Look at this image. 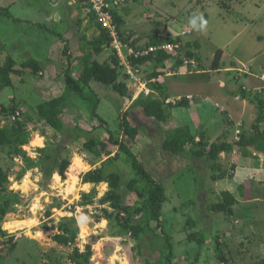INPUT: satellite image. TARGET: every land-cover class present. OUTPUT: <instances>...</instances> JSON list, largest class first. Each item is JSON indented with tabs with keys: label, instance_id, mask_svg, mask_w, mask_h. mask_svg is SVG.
Returning a JSON list of instances; mask_svg holds the SVG:
<instances>
[{
	"label": "rangeland",
	"instance_id": "rangeland-1",
	"mask_svg": "<svg viewBox=\"0 0 264 264\" xmlns=\"http://www.w3.org/2000/svg\"><path fill=\"white\" fill-rule=\"evenodd\" d=\"M86 4L87 0H0L1 7L11 6L13 17L20 19L17 23L6 17L0 20V64L11 56L18 63L32 58L42 68L40 73L25 70L12 76L13 87L0 93L1 128L10 129L16 120L25 122L31 118L29 143L0 150V167L7 175L0 191V208L6 207V213L0 216V227L13 240L18 238L13 248L0 246V264H72L74 251L84 252L92 236L97 237V242L92 246L90 264H264V155L252 147L249 151L254 157L244 158L236 150L221 153L216 162L220 171H214L202 158L170 156L160 148L166 132L173 136L175 128L184 124L208 144H234L241 132L252 131L259 114L257 98L264 101V80L260 79L264 75V0H135L127 4L118 12L122 22L119 28L125 35L133 32L143 44L157 32L179 37L189 29L191 35L183 40L193 38L199 42L197 53L206 69L210 68V55L217 49L227 52L225 73L200 74L199 62L190 67L176 63V58L172 59L175 67L171 60L163 67L143 65L140 80H131L124 67L120 68L119 81L127 88L124 97L94 82L85 89L97 96L95 113L106 125L93 118L89 101L74 97L63 114L65 129L56 132L37 122L32 109L63 94L65 73L77 77L89 41L99 35L98 23L85 14ZM171 26L172 31L166 33ZM113 55L110 46L96 59L111 63ZM236 60L238 65L229 69ZM155 70L162 76L158 83L148 79ZM227 73L234 81L248 80L236 88L239 102L234 112H223L215 104L216 111L210 112L212 119L204 122L199 120L196 108L188 114L177 106L169 107L177 101L191 100L189 94L214 95L218 77L229 80ZM156 84L161 85V90L156 89ZM228 89L221 90L223 95ZM141 94L164 101L165 122L148 119L139 107L133 106ZM127 111L130 123L139 128L135 142L120 128ZM260 128L264 129V121ZM76 134L81 135L78 140ZM110 135L125 143L148 175L164 187L159 224L151 221L160 238L144 232L135 236L122 230L113 219L97 218L107 207L99 205V199L108 187L102 183L88 187L82 183V176L112 161L99 153V148L88 152L83 145L91 138L106 141ZM35 137L42 139L41 146L37 147ZM199 147L188 144L186 150ZM44 148L48 154L55 152L60 159H67L70 166L78 158L88 168L70 176L69 166L64 180L52 175L45 181L39 153ZM207 149L208 146L204 150ZM125 159L116 167L108 165V170L123 172L125 181L139 177ZM220 172L224 178L215 181L212 177ZM74 177H78V183ZM242 184L247 187V199L233 207L232 216L212 211L211 206L221 200L222 192H233ZM143 185L138 182L135 188L143 191ZM122 186L125 203L139 208L135 194L125 192ZM149 215L135 210V223L144 227ZM61 227L76 235L74 243L63 246L53 241L54 235L63 233Z\"/></svg>",
	"mask_w": 264,
	"mask_h": 264
},
{
	"label": "trees",
	"instance_id": "trees-1",
	"mask_svg": "<svg viewBox=\"0 0 264 264\" xmlns=\"http://www.w3.org/2000/svg\"><path fill=\"white\" fill-rule=\"evenodd\" d=\"M11 6L1 7L0 6V20L2 17L13 20L14 22H20V19H15L13 14L10 12ZM115 24H117V31L119 38L122 43L127 44L131 47L136 45H142L141 37L133 32H125L120 30V24H122L118 14H115ZM91 19L94 17L90 16ZM95 20V19H94ZM99 35L95 36L89 41V50L84 52L80 59V68L78 69L77 77L71 76L67 71L64 76V92L61 96L52 98L48 101L38 104L32 109V113L36 118L37 122H43L47 126L51 127L56 132H62L65 129V121L63 114L65 112L66 105L72 98H78L80 100L89 101L91 108L93 109V118L97 119L101 125H106L105 121L95 113L99 105L97 96L91 91V89L85 92V89H89L91 83H98L105 87L110 88L112 91L117 93L120 97L127 95V88L124 83L119 81L121 75L122 66L119 65V58L116 53L111 57V63L99 62L96 56L101 55L105 49L111 46V38L109 33L102 29L99 25ZM160 35V36H159ZM162 35V36H161ZM164 33H155L152 37H148L147 42L143 43L145 46L159 45L164 41H171L163 37ZM180 40V39H177ZM198 44L195 41H187L186 49L188 50L185 57L194 58L199 62V54L197 53ZM221 51L218 50L215 53L212 67L216 68L220 61ZM173 59L166 53L159 51L156 54H150L147 57L133 59L130 58V63L134 66H142L146 63H152L155 67H163L164 63L168 60ZM176 63L183 64V59L177 57ZM121 68V69H120ZM25 70H31L34 73H40L42 71L41 63L32 58H28L20 63L16 62L11 56L5 58L0 64V93L7 88H12V76L21 75ZM160 76L155 71L149 75L148 79H156ZM156 89L161 90V85L156 84ZM258 97V95H257ZM259 114L251 127V132L243 131L239 134V140L230 144L228 142H213L204 143L199 140L197 143L195 137L191 134L188 127H177L175 128L174 135L171 136L170 132H166L165 138L162 140L160 148L163 152L170 156H187L191 158H202L207 163L209 169L214 171H220V166L216 164L221 153H229L237 151L242 157H254L249 151V148H254L257 152L264 155V129L260 128L261 123L264 121V101L259 96L257 98ZM184 101H177L174 105H169L170 108L174 106L182 107ZM133 106L139 107L143 114L148 119H153L157 123H163L167 119L166 112L164 110V101L160 98L152 97L148 95H140L137 100L133 103ZM4 111V109H3ZM128 111L123 113L120 128L123 134L136 141L139 137V128L130 123L128 119ZM31 122V118L28 117L25 122L16 120L12 128H1L0 127V150H4L7 147H21L29 143V129L28 123ZM168 133L170 135H168ZM80 134H76L75 138L78 140ZM196 144L199 145V149L194 151H187L186 145ZM208 146L207 150H204ZM83 147L88 152H96L95 149L99 148V153L109 157L112 161L108 165L109 167H116L120 161L127 158L130 161V165L140 177L124 178L123 172H116L108 170L106 167H100L98 169L91 170L82 176V183L84 184H101L107 185V192L99 199V205L107 206L102 208V215L97 217L98 219H105L107 221L115 220L116 223L122 230H126L131 234L138 236L139 232L150 234L153 238H160L155 229L151 225V221H156L159 224L161 204L165 199V190L163 185L157 183L148 173L145 171L142 164L137 160L131 149L125 144L114 138L112 135L108 137L106 141L98 138H91L84 143ZM112 147V148H111ZM205 147V148H204ZM114 148V149H113ZM204 148V149H203ZM40 168L41 173L45 181L51 178L56 173L63 180L65 173L70 162L67 159H60L59 155L55 152L50 154L46 153V149H40ZM114 153V154H113ZM100 154V155H101ZM113 154V155H112ZM112 156V157H111ZM126 160V159H125ZM234 168V166H233ZM215 181L224 178V173L220 172L217 177H212ZM7 181V175L0 167V191L4 189V184ZM125 181V183H124ZM141 182L143 183V191H139L135 188V185ZM125 186V192L135 194L139 208H134L132 205L125 203V194L121 191ZM247 187L245 185H239L234 191H224L221 194V200L213 204L211 209L215 213H222L227 216L233 215V207L239 204L243 199H247L246 196ZM134 208V209H133ZM149 213V219L145 222L144 227H141V223H135L134 211ZM6 213V207L0 208V216L2 217ZM63 230L62 234H56L53 236V241L59 245L69 246L76 240V235H72L71 231L65 227H61ZM5 231H2L0 227V237L8 238ZM97 242V237L92 236L91 242L85 246V251L80 252L76 249L71 257L72 264H90V258L92 256V246ZM16 242H13V238L9 237L3 247L13 248Z\"/></svg>",
	"mask_w": 264,
	"mask_h": 264
},
{
	"label": "built area",
	"instance_id": "built-area-1",
	"mask_svg": "<svg viewBox=\"0 0 264 264\" xmlns=\"http://www.w3.org/2000/svg\"><path fill=\"white\" fill-rule=\"evenodd\" d=\"M133 1L135 0H87L85 7V14L94 17L98 25L109 33L111 38V48L119 58V65L122 66V68L124 67L125 74L131 80H138V78L140 80L142 66H133L130 63V58H144L150 54H156L159 51L166 53L172 58L181 57L184 65H190V67L196 65L197 61L194 58L185 57L188 50L186 49V42L183 40V37L191 34V30L189 29H185L180 33L179 37L163 35L164 38L170 39L171 41H164L159 45L145 46L142 44L136 45V47H131L121 42L115 24L114 15L118 14L124 6ZM260 79L264 80V75L261 76ZM140 85L144 86V84ZM11 236L12 235H9L8 238ZM8 238L0 237V246H2ZM17 239L18 238L15 237L13 242H16Z\"/></svg>",
	"mask_w": 264,
	"mask_h": 264
},
{
	"label": "crops",
	"instance_id": "crops-1",
	"mask_svg": "<svg viewBox=\"0 0 264 264\" xmlns=\"http://www.w3.org/2000/svg\"><path fill=\"white\" fill-rule=\"evenodd\" d=\"M132 15V12H131V14L129 15V16H125L124 18L126 19L127 17L129 18L130 16ZM134 15H135V13H134ZM171 29V30H170ZM172 29H173V27L171 26L170 28L168 27V29H166L165 30V32L166 33H168L169 34V32L170 31H172ZM191 35V34H190ZM192 40L191 41H195V42H197V44L200 46V44H199V42L197 41V40H195V39H193V38H191ZM187 41H189V39H186L185 40V42H187ZM198 49H200L199 47H198ZM218 50H220L221 51V57H220V61H219V63H218V66L216 67V68H213L212 67V64H213V60H214V57H215V53L218 51ZM199 51V50H198ZM215 53L214 54H211L210 55V63L208 62V68L209 69H206L207 68V66H204V65H202V59H201V57L199 56V64H198V66H197V68L198 69H200V71H202L200 74H208V73H217V72H221V73H225V71L223 70V69H225L226 70V66H227V64H224V62H225V59H227V57L229 56L228 54H227V52L226 51H224L223 49H217L216 51H215ZM169 61L170 60H168V61H166V64L167 63H169ZM171 61H172V63H173V65H174V67H175V63H174V61L171 59ZM238 61L236 60V62L235 63H231L230 64V67L231 68H229V69H233L235 66H236V64L238 65V63H237ZM149 63V62H148ZM148 63H146V64H144V65H147ZM210 65V66H209ZM143 66V65H142ZM201 66V67H200ZM148 67V66H147ZM200 67V68H199ZM233 67V68H232ZM229 69H227V70H229ZM253 71H254V69H253ZM175 72V71H174ZM176 72H179V71H176ZM191 72H189V73H184V74H190ZM227 76H228V79L229 80H227L226 78L227 77H224L225 79H223V78H221V77H218V81H217V86H218V90L214 93V95L213 94H209L208 92H205L204 94H206V95H203V94H198L199 96H196V95H192V94H189L188 95V97H192L191 98V100H189V101H184V105L182 106V107H179L180 109H185V111L189 114V111H191V110H193V108H196V109H194L196 112H197V114L199 115L198 116V118H199V120H204V122H207L209 119H212V117H211V110H214V111H216V109H214L215 108V104H217V105H219L220 106V108H223V112L225 111V109H227V110H231V111H235V107H237L235 104H238V102H239V98L238 97H235V94H236V88L237 87H240V86H242L243 84H247V81H246V79H244V78H241L240 80H239V78H238V80L237 81H234L233 79H231V78H229L230 77V75H231V73L229 74V73H227L226 74ZM162 76L160 75V76H158V78H156V79H152L153 81H155V82H159V79L161 78ZM249 79V78H248ZM160 84V83H159ZM227 87H229V89H228V93H224V95H223V90L224 89H226ZM222 90V91H221ZM238 93H240V95L241 96H243L244 95V93H243V91H238ZM187 96V95H186ZM237 96V95H236ZM235 97V98H234ZM244 99L245 98H243V100L242 101H244ZM232 105V106H231ZM171 110H173V109H171ZM239 114V113H238ZM189 119L191 118V117H188ZM188 127L189 128V130H190V127H189V125H183V127ZM182 127V126H181ZM227 130V129H226ZM192 134V133H191ZM195 138V141L196 142H198L199 140H200V137H198V136H196V135H194V134H192ZM35 138H40V137H35ZM34 138V139H35ZM34 139H33V141H34ZM41 139V138H40ZM42 140V139H41ZM32 141V142H33ZM32 142H31V145H32ZM42 144V143H41ZM41 146V145H40ZM36 147V146H35ZM37 147H39V146H37ZM114 154V153H113ZM112 154V155H113ZM83 164H85L81 159H79ZM72 164V163H71ZM88 167V166H87ZM85 171V170H84ZM53 176L55 177V176H58V174H53ZM59 178H60V176H58ZM56 178V177H55ZM76 183H78V177H76ZM102 184H104V183H102ZM106 185V184H105ZM76 186H77V184H76ZM87 186L89 187H92V186H95V184H87ZM101 220H103V218L101 219ZM105 220V219H104ZM6 226L7 225H5V229H6Z\"/></svg>",
	"mask_w": 264,
	"mask_h": 264
},
{
	"label": "bare ground",
	"instance_id": "bare-ground-1",
	"mask_svg": "<svg viewBox=\"0 0 264 264\" xmlns=\"http://www.w3.org/2000/svg\"><path fill=\"white\" fill-rule=\"evenodd\" d=\"M37 141V146H39L41 144V139L40 138H36ZM86 164H83L78 158H74L72 160V164L69 168V173L68 175L70 176H74L75 174H78L79 172H82L84 170H86L88 167L85 166ZM76 172V173H75ZM67 175V174H66ZM56 179H59L58 176H55ZM76 178H73V181L75 182ZM57 182V181H56ZM83 228V227H82Z\"/></svg>",
	"mask_w": 264,
	"mask_h": 264
}]
</instances>
